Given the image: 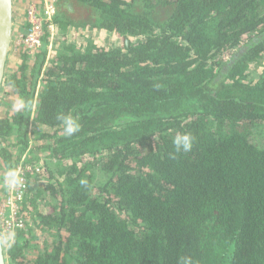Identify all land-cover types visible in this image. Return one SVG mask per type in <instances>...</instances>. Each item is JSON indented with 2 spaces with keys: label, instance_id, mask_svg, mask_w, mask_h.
I'll list each match as a JSON object with an SVG mask.
<instances>
[{
  "label": "trees",
  "instance_id": "16d2710c",
  "mask_svg": "<svg viewBox=\"0 0 264 264\" xmlns=\"http://www.w3.org/2000/svg\"><path fill=\"white\" fill-rule=\"evenodd\" d=\"M53 22L55 54L44 26L7 78L30 109L0 117V166L32 165L8 264H264V0H56ZM86 27L122 44L64 37Z\"/></svg>",
  "mask_w": 264,
  "mask_h": 264
},
{
  "label": "built area",
  "instance_id": "2783aa9c",
  "mask_svg": "<svg viewBox=\"0 0 264 264\" xmlns=\"http://www.w3.org/2000/svg\"><path fill=\"white\" fill-rule=\"evenodd\" d=\"M56 13V0H37L28 6L25 14V25L23 31L14 33L12 44L16 43L19 51L33 54L42 44L44 26H46L50 35L53 34V17ZM228 57V54L226 55ZM41 161V160H40ZM21 171L24 178V186L15 190H8L3 187V193L0 197V227L1 234L16 229L26 227V222L30 221L24 218L20 209L23 199L26 195L28 172L32 171V165L23 162V157L14 166ZM33 167L36 172L43 169L42 162H35ZM33 172H31L32 174Z\"/></svg>",
  "mask_w": 264,
  "mask_h": 264
},
{
  "label": "crops",
  "instance_id": "0c3cea01",
  "mask_svg": "<svg viewBox=\"0 0 264 264\" xmlns=\"http://www.w3.org/2000/svg\"><path fill=\"white\" fill-rule=\"evenodd\" d=\"M21 0H13V16H14V33H19L23 31L24 25H25V13L26 11L23 8V4L21 3ZM26 9V8H25ZM54 29H53V34H49V45H48V57H52L55 54V50L52 47V42L55 39L62 38V33L61 30L54 24ZM109 33V34H108ZM111 32H106V30H97V29H92L89 27L86 28H69L67 30V33L64 37L68 39V41L76 42V43H83L85 37H91L95 43H97L101 38L102 42L103 40L107 39V35H111ZM114 35V34H113ZM117 37V36H116ZM13 41V40H12ZM11 51H13V54H11ZM11 51L9 52L8 59H7V64H6V77L9 78L17 69L19 63L21 62V57L20 55L17 54L19 52V49L14 42V45L12 44L11 46ZM7 81V80H6ZM17 97L14 95L13 90L11 86L8 84V82L4 83L0 90V117H3L6 115L7 111H11V105L12 101L16 99ZM37 132H33L31 128H29V147L31 146H38L39 144L43 143L42 140L35 141V136ZM10 142H14V138L9 139ZM38 148L35 149L36 154H40V157H43L44 153L40 152L37 150ZM42 159V158H40ZM42 162V161H41ZM3 168L0 166V196L3 193V187L4 183L2 181V172ZM47 207L45 205H40L39 210L42 212H46ZM0 232H1V227H0ZM41 234V233H40ZM2 235V234H1ZM45 234H43L44 236ZM37 239L33 241L34 246L31 247L30 249L27 250L26 256L28 260L33 259L36 254L38 249H40L43 245L41 243L42 241L40 240V235L37 234ZM4 255L6 250L8 249V245L4 244ZM5 262L8 264L5 256Z\"/></svg>",
  "mask_w": 264,
  "mask_h": 264
},
{
  "label": "clouds",
  "instance_id": "9594fccd",
  "mask_svg": "<svg viewBox=\"0 0 264 264\" xmlns=\"http://www.w3.org/2000/svg\"><path fill=\"white\" fill-rule=\"evenodd\" d=\"M30 109L29 103L23 98L19 97L12 101L11 111L13 113H22ZM56 119L62 124L63 133L66 136H72L80 130V124L77 120L69 114L57 115ZM172 144L176 153H188L193 147V137L189 133L177 132L173 137ZM4 186L8 190H15L24 186V178L21 171L16 168L9 166L3 177ZM81 185H87V181L81 179ZM15 237L14 231L6 232L0 235V246L7 244L11 247ZM178 264H194V261L189 256H182L178 258Z\"/></svg>",
  "mask_w": 264,
  "mask_h": 264
},
{
  "label": "water",
  "instance_id": "95a60500",
  "mask_svg": "<svg viewBox=\"0 0 264 264\" xmlns=\"http://www.w3.org/2000/svg\"><path fill=\"white\" fill-rule=\"evenodd\" d=\"M0 90L5 83L6 64L14 36L13 0H0ZM1 235V232H0ZM0 264H6L3 245Z\"/></svg>",
  "mask_w": 264,
  "mask_h": 264
},
{
  "label": "rangeland",
  "instance_id": "374dc122",
  "mask_svg": "<svg viewBox=\"0 0 264 264\" xmlns=\"http://www.w3.org/2000/svg\"><path fill=\"white\" fill-rule=\"evenodd\" d=\"M22 2V4H23V8H24V10L26 11L27 10V8H28V6L30 5V4H32V3H35V2H37V0H21ZM26 8V9H25ZM26 14V13H25ZM109 34V33H108ZM102 39L103 38H101L97 43L98 44H102V45H105V46H107V45H114V44H118V45H121L122 44V41H121V39H120V37H116L115 35H113V34H111V35H107V39H105V41L103 40V42H102ZM11 54H13V51H11ZM17 54L19 55V52H17ZM227 54H229V53H227ZM227 54H225V56L227 55ZM263 61H264V59H263ZM251 68H250V72H252L254 69H255V71L256 72H254V74H256V73H259L260 71H261V69H262V67L261 66H259V67H257V68H254V65H251L250 66ZM251 76H254V75H251ZM255 77V76H254ZM7 80V77L5 78V83L7 82L6 81ZM5 173H6V171H4L3 170V172H2V175H1V179H2V181L1 182H3V177H4V175H5ZM1 197V196H0ZM35 234H38V235H40V240L43 242V238H44V236L42 235V234H40V232H39V230L38 229H36V233ZM41 242V243H42Z\"/></svg>",
  "mask_w": 264,
  "mask_h": 264
},
{
  "label": "bare ground",
  "instance_id": "6f19581e",
  "mask_svg": "<svg viewBox=\"0 0 264 264\" xmlns=\"http://www.w3.org/2000/svg\"><path fill=\"white\" fill-rule=\"evenodd\" d=\"M1 13V12H0ZM2 14V13H1Z\"/></svg>",
  "mask_w": 264,
  "mask_h": 264
}]
</instances>
